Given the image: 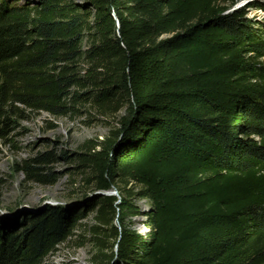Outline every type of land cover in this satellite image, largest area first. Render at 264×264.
Returning a JSON list of instances; mask_svg holds the SVG:
<instances>
[{
	"label": "trees",
	"instance_id": "obj_1",
	"mask_svg": "<svg viewBox=\"0 0 264 264\" xmlns=\"http://www.w3.org/2000/svg\"><path fill=\"white\" fill-rule=\"evenodd\" d=\"M239 1L88 0L81 13L64 0L0 3V139L24 110L125 108L119 129L84 142L78 162L96 192L120 181L141 189H126L130 200L149 201L144 236L114 225L123 197L21 213L9 230L0 222V264H43L94 210L97 243L101 232L114 243L106 264H264V35L243 9L229 12ZM53 161L39 154L22 170L53 185L42 173Z\"/></svg>",
	"mask_w": 264,
	"mask_h": 264
},
{
	"label": "rangeland",
	"instance_id": "obj_2",
	"mask_svg": "<svg viewBox=\"0 0 264 264\" xmlns=\"http://www.w3.org/2000/svg\"><path fill=\"white\" fill-rule=\"evenodd\" d=\"M76 7L78 13L88 11V0H64ZM11 6H38L39 0H0ZM243 9L249 20L254 36L264 35V0L239 1L229 10ZM93 12L92 10H90ZM91 23V24H90ZM89 24L92 26V19ZM93 31L86 28L82 32L81 51L89 49L90 36ZM85 63L78 62L79 74L84 73ZM24 110L22 106H19ZM125 115L122 108L116 115L110 116L89 107L78 104L68 115L54 118L44 112L31 113L24 110L23 119H15L10 132L0 139V222L4 229H11L14 222L19 223L21 213L43 212L48 207H58L65 212H77L87 202H91L96 192L90 184V175L78 162V155L83 153L81 145L89 140H104L111 132L119 129V120ZM50 153L53 163L45 166L42 172L55 174L57 179L53 185H41L27 180L22 170L24 162H29L39 154ZM66 156V159L63 157ZM134 186V185H133ZM131 188V189H129ZM126 189L135 194L141 189L127 187L120 181L116 188L104 193H112L116 197L126 199L125 211L117 210L114 225L135 230L142 236L149 234L146 226V213L149 201L137 196L129 198ZM120 201L116 203L119 204ZM96 210L88 213L78 221L70 237L56 245L43 264H106L104 256L115 249L112 241L106 240V234L99 235L105 245L97 243L98 238L92 228L98 224L95 220ZM104 228V227H103ZM102 230V229H100ZM105 230V229H103ZM114 248V249H113Z\"/></svg>",
	"mask_w": 264,
	"mask_h": 264
},
{
	"label": "water",
	"instance_id": "obj_3",
	"mask_svg": "<svg viewBox=\"0 0 264 264\" xmlns=\"http://www.w3.org/2000/svg\"><path fill=\"white\" fill-rule=\"evenodd\" d=\"M99 195H106V196H110L113 195L112 193H98Z\"/></svg>",
	"mask_w": 264,
	"mask_h": 264
}]
</instances>
